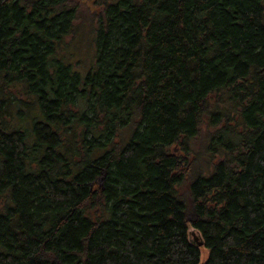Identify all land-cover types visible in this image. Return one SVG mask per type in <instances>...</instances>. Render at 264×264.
Listing matches in <instances>:
<instances>
[{
    "label": "trees",
    "instance_id": "1",
    "mask_svg": "<svg viewBox=\"0 0 264 264\" xmlns=\"http://www.w3.org/2000/svg\"><path fill=\"white\" fill-rule=\"evenodd\" d=\"M96 1L82 74L83 0H0V264H264V0Z\"/></svg>",
    "mask_w": 264,
    "mask_h": 264
},
{
    "label": "rangeland",
    "instance_id": "2",
    "mask_svg": "<svg viewBox=\"0 0 264 264\" xmlns=\"http://www.w3.org/2000/svg\"><path fill=\"white\" fill-rule=\"evenodd\" d=\"M80 10H81L80 20L78 21V25L74 33L71 36H69L65 42L66 45L67 44L68 46L70 45L69 48L66 47L67 54H65V58L69 61L72 60L74 66L79 70L81 69L80 72L83 74V72L86 71L87 67H89L94 60V56L96 53L95 46H93L94 45L93 41L95 40L94 15L100 12L102 8L100 5L97 4L96 0H83ZM36 111L38 110L34 109L33 111H31V113L26 117V119L23 122H25L28 125H31L32 124L31 117ZM23 116H25V112L23 113ZM210 132H211V127L209 125V120L208 118H205L204 123L201 126L199 135L190 142V146L192 147L193 150L192 151L193 155L189 159V162L194 163L195 168H197L200 164H202L201 166H203L205 164L203 163V161L205 159L207 160L208 155H210L208 151L205 150V147L208 144ZM74 139H75L74 137H70V141ZM199 154L202 155L199 156ZM184 189H185V185L181 188V191L183 192V194H186L187 189L186 191ZM189 237L191 241L194 242L195 244H198L203 240L200 233L193 227H190L189 229ZM200 251H201L200 264H204L208 259L209 250L204 245H201Z\"/></svg>",
    "mask_w": 264,
    "mask_h": 264
},
{
    "label": "bare ground",
    "instance_id": "3",
    "mask_svg": "<svg viewBox=\"0 0 264 264\" xmlns=\"http://www.w3.org/2000/svg\"><path fill=\"white\" fill-rule=\"evenodd\" d=\"M84 12V11H83ZM80 13V12H79ZM86 15V14H85ZM82 17H83V15H82ZM82 22V21H81ZM77 23V22H76ZM83 26V25H82ZM78 32H79V30H78ZM94 39V38H93ZM62 43V42H61ZM66 44V43H65ZM57 46V45H56ZM59 46V45H58ZM61 46H62V44H61ZM70 46V45H69ZM69 46H68V48H69ZM94 46V45H93ZM59 52V51H58ZM60 55V54H59ZM95 64V63H94ZM80 65V64H79ZM96 66V65H95ZM90 70V69H89ZM189 162V161H188ZM190 163V162H189ZM194 243V242H193ZM195 244V243H194ZM195 245H197V244H195ZM198 246V245H197Z\"/></svg>",
    "mask_w": 264,
    "mask_h": 264
},
{
    "label": "water",
    "instance_id": "4",
    "mask_svg": "<svg viewBox=\"0 0 264 264\" xmlns=\"http://www.w3.org/2000/svg\"><path fill=\"white\" fill-rule=\"evenodd\" d=\"M204 241L202 240V242H199L198 245L201 246L203 245Z\"/></svg>",
    "mask_w": 264,
    "mask_h": 264
}]
</instances>
